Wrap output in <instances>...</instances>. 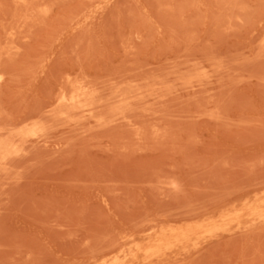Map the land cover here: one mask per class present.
Listing matches in <instances>:
<instances>
[{
    "label": "rangeland",
    "instance_id": "obj_1",
    "mask_svg": "<svg viewBox=\"0 0 264 264\" xmlns=\"http://www.w3.org/2000/svg\"><path fill=\"white\" fill-rule=\"evenodd\" d=\"M0 152V264H264V0H0Z\"/></svg>",
    "mask_w": 264,
    "mask_h": 264
},
{
    "label": "bare ground",
    "instance_id": "obj_2",
    "mask_svg": "<svg viewBox=\"0 0 264 264\" xmlns=\"http://www.w3.org/2000/svg\"><path fill=\"white\" fill-rule=\"evenodd\" d=\"M83 91L84 90L82 89V92ZM85 91H87V90H85ZM85 91H84V93L86 94ZM79 92H81V91H79ZM89 92L90 91H88L86 94L88 97H90L89 95H94V94H88ZM81 96L80 95H72L70 97L68 96L67 98H64V101H66L70 105L76 106V105H79V101L81 100V98H80ZM125 96H126V94H125ZM83 98L85 99L87 97L83 96ZM90 101L86 102L85 103L86 106H84V107L88 108V104L92 105V103ZM95 102H96V100H95ZM97 104H99L98 101L96 102L95 106H97ZM84 107H82V108H84ZM79 109H81V107ZM40 130L41 129L36 128L34 130L29 131V133L32 135H39L38 133H40ZM41 131H43V130H41ZM29 133H27L26 135H28ZM18 135L24 136L22 134L21 135L18 134ZM10 143H11V141H10ZM10 143H9V145L4 144L3 146H5V145L10 146ZM13 143L14 142H12L11 145H13ZM5 147H7V146H5ZM13 147H14V149H12V150H10L11 148H8V149L12 152L13 150H16V144ZM17 147H20V146L18 145ZM14 154H16V152ZM0 157H2V159H3V155H1ZM4 159H6V158H4ZM4 159H3V161H4ZM244 219L249 220L250 223L247 224L248 223L247 222L246 224H244V222H243ZM262 220H264V197L258 198L256 201H253V202L247 201L246 203H244V205L240 209H235L231 212L229 211V213H227L226 215L221 217L217 226H211L209 229H207V231L208 232H214L215 230L216 231L220 230L221 228H223L224 225H228V221H230L231 223H235V225H236L235 228L244 229V228H247L249 225L252 226V224H254L258 221H262ZM200 227L197 226V228H199V229H200ZM146 238L148 239V240L147 239L145 240L146 242H140V239H139V241H134L129 251H125L126 250L125 248L116 250V251H119L118 255L113 256L114 253H112L113 255L112 254L111 255L113 257L110 259H107V260H106L107 256L106 257L103 256L104 260L101 259L102 260L101 262L100 261L95 262L94 264H125L126 261H131V262L137 261L138 264H151V263H153L152 262L153 260H155V259L157 260V259L163 257L168 252L175 251V252H177V254H180L181 252L186 251V249H188V247H189V244L191 242L193 243L194 241H196V239L198 237L194 233V231H192V229H187V230L185 229V230H181V231L172 230L168 233L166 231H163V230L160 231L159 230V232H156L154 234L146 235ZM119 253L121 255H119ZM140 254L142 256H140ZM174 256H175V254H174Z\"/></svg>",
    "mask_w": 264,
    "mask_h": 264
}]
</instances>
